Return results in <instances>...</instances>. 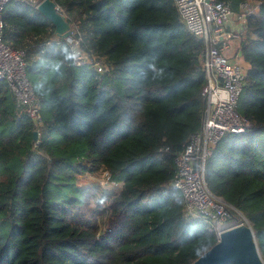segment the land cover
Listing matches in <instances>:
<instances>
[{"label":"trees","instance_id":"trees-1","mask_svg":"<svg viewBox=\"0 0 264 264\" xmlns=\"http://www.w3.org/2000/svg\"><path fill=\"white\" fill-rule=\"evenodd\" d=\"M53 1L78 27L86 51L111 70L76 67L51 21L20 3L7 8L4 43L26 52L43 133L35 150L34 123L0 83V264H193L219 241L211 224L185 218L183 194L174 186L175 155L202 125L203 42L187 31L172 0ZM259 1L242 48L250 69L238 105L254 128L214 148L206 179L232 218L253 227L264 259ZM100 172L121 190L99 198L107 230L98 236L96 192L77 181Z\"/></svg>","mask_w":264,"mask_h":264},{"label":"built area","instance_id":"built-area-1","mask_svg":"<svg viewBox=\"0 0 264 264\" xmlns=\"http://www.w3.org/2000/svg\"><path fill=\"white\" fill-rule=\"evenodd\" d=\"M45 1L0 0V83L8 85L18 106L27 111L34 123V133L37 134L33 143L35 150L40 147L43 133L41 102L27 76L26 52L14 50L4 43V14L11 4L20 3L38 11ZM172 1L187 31L203 42L198 60L206 81L202 92L205 109L201 128L189 138L185 148L174 159V186L183 194L184 216L187 220H204L215 230L221 223H228L227 229L238 222V225H250L248 221L234 220L224 199L210 190L206 166L214 148L228 135L247 134L254 128L253 123L238 112V105L250 69L242 55L243 45L250 35L248 20L252 16H259L262 2L245 0L239 4L236 14L229 2ZM56 10L68 20L64 9L58 4ZM75 30L72 28V35L65 40L70 47L74 65L88 66L101 75L109 73L111 68L106 60L87 52L79 31ZM52 43L50 40L47 44ZM163 151L164 149L161 150ZM106 174L109 182L118 185ZM221 232H217L218 235Z\"/></svg>","mask_w":264,"mask_h":264},{"label":"water","instance_id":"water-1","mask_svg":"<svg viewBox=\"0 0 264 264\" xmlns=\"http://www.w3.org/2000/svg\"><path fill=\"white\" fill-rule=\"evenodd\" d=\"M55 26V34L63 40L72 35L70 23L58 13L56 3L46 0L38 8ZM37 134L33 133V140ZM218 243L198 258L193 264H264L253 227L240 224L226 229L219 235Z\"/></svg>","mask_w":264,"mask_h":264},{"label":"rangeland","instance_id":"rangeland-1","mask_svg":"<svg viewBox=\"0 0 264 264\" xmlns=\"http://www.w3.org/2000/svg\"><path fill=\"white\" fill-rule=\"evenodd\" d=\"M239 2H234L231 6V9L234 13H238V4ZM13 4L9 5L8 7L12 6ZM71 29H76L78 31V27L73 24L70 26ZM80 27V26H79ZM75 30V31H76ZM73 33V32H72ZM74 34H77V32H74ZM1 169V168H0ZM77 184L81 188H89L95 190V196L94 199L91 202V208L94 213H96L97 218V230L98 234H103L105 230H107L106 225L104 222H106V214L104 213V209L106 208L104 205H100L99 198H105L106 194L108 193V197H110L113 193H117L119 190H121V185H115L111 182H109L107 174L105 172H100L98 175H85L78 179ZM238 223L232 224V226L238 225ZM228 223H221L220 227H216L217 232L224 231L227 229Z\"/></svg>","mask_w":264,"mask_h":264}]
</instances>
